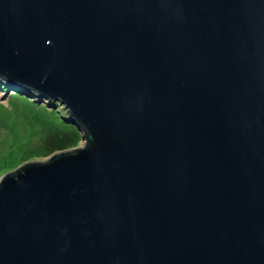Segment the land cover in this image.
I'll return each instance as SVG.
<instances>
[{
    "label": "water",
    "instance_id": "obj_1",
    "mask_svg": "<svg viewBox=\"0 0 264 264\" xmlns=\"http://www.w3.org/2000/svg\"><path fill=\"white\" fill-rule=\"evenodd\" d=\"M0 79L82 146L0 177V264H264V0H0Z\"/></svg>",
    "mask_w": 264,
    "mask_h": 264
},
{
    "label": "rangeland",
    "instance_id": "obj_2",
    "mask_svg": "<svg viewBox=\"0 0 264 264\" xmlns=\"http://www.w3.org/2000/svg\"><path fill=\"white\" fill-rule=\"evenodd\" d=\"M26 90L0 88V177L19 164L85 142L62 103Z\"/></svg>",
    "mask_w": 264,
    "mask_h": 264
},
{
    "label": "trees",
    "instance_id": "obj_3",
    "mask_svg": "<svg viewBox=\"0 0 264 264\" xmlns=\"http://www.w3.org/2000/svg\"><path fill=\"white\" fill-rule=\"evenodd\" d=\"M0 88L5 89V90H7V89H16L18 91H22V92H25V93L27 92L26 88L21 87L20 85H17V84L5 82V81H3L1 79H0ZM50 103L52 104L53 102L50 101Z\"/></svg>",
    "mask_w": 264,
    "mask_h": 264
}]
</instances>
